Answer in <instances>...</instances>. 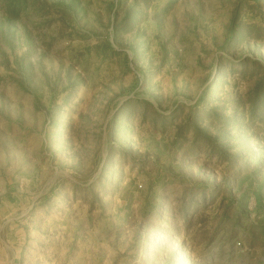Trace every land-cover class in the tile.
Segmentation results:
<instances>
[{"label":"rangeland","instance_id":"obj_1","mask_svg":"<svg viewBox=\"0 0 264 264\" xmlns=\"http://www.w3.org/2000/svg\"><path fill=\"white\" fill-rule=\"evenodd\" d=\"M0 264H264V0H0Z\"/></svg>","mask_w":264,"mask_h":264}]
</instances>
